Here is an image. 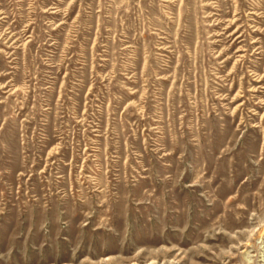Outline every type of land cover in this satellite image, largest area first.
Masks as SVG:
<instances>
[{"label":"rangeland","instance_id":"obj_1","mask_svg":"<svg viewBox=\"0 0 264 264\" xmlns=\"http://www.w3.org/2000/svg\"><path fill=\"white\" fill-rule=\"evenodd\" d=\"M0 264H264V0H0Z\"/></svg>","mask_w":264,"mask_h":264},{"label":"bare ground","instance_id":"obj_2","mask_svg":"<svg viewBox=\"0 0 264 264\" xmlns=\"http://www.w3.org/2000/svg\"><path fill=\"white\" fill-rule=\"evenodd\" d=\"M260 79V78H259Z\"/></svg>","mask_w":264,"mask_h":264}]
</instances>
